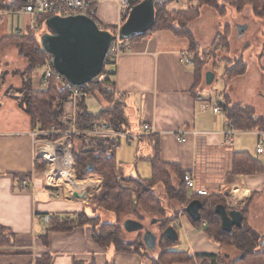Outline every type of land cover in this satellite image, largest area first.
Returning a JSON list of instances; mask_svg holds the SVG:
<instances>
[{
	"label": "crops",
	"instance_id": "1",
	"mask_svg": "<svg viewBox=\"0 0 264 264\" xmlns=\"http://www.w3.org/2000/svg\"><path fill=\"white\" fill-rule=\"evenodd\" d=\"M20 1L3 0L5 8L0 9V43L9 38H16L18 33L21 36L35 33L39 37L47 31L38 29L37 32H32V26L38 28L36 19L17 15L16 12L21 8L12 10ZM179 1L169 7L178 5ZM23 2L24 0L22 4ZM203 12L202 16L190 25V31L199 49L205 52L211 48L222 31L213 36L205 35L203 38L207 40L206 44L202 40L199 41L195 29L198 30L201 26L198 24L204 15ZM20 18L27 19L24 29L15 24L16 20L20 22ZM96 18L102 29L111 28L117 31L122 24L119 6L115 1L101 4L97 9ZM6 46L4 45L0 54L3 78H6V87L0 91V240H3L0 245V264H152L151 258L155 257L157 252L156 249L150 251L144 241L145 230L149 229L146 227L141 232L124 229L126 242H135L140 234L143 235L142 239L148 251V254L143 253V257L119 253L114 247H100L94 242L89 226L77 227L70 232L50 231L52 217L65 218L82 212L94 217L97 210L95 203L98 201L96 198L99 196L96 186L102 184V180L99 179V182L95 177L86 179L96 182L97 185L93 187V192L87 189L85 197L81 196L82 190H85L84 183L81 184L84 181L80 182L73 176L67 177L63 183L69 191L65 189L63 192L50 185L45 169L39 167L42 162L46 164L43 155L38 151L37 140L40 131L35 130L31 117L19 106L17 96L8 92L15 84L10 76L13 77L12 71L14 73L17 69H14V64L19 59V50L13 44L7 48ZM123 46L125 51L109 69L110 74L113 73L111 80L115 92L124 100L128 124L112 128H123L129 133L141 134L140 140L156 139L162 163L177 166L181 172L193 175L196 189L206 190L209 194L207 197H222L227 200V197L231 196L230 208L245 204L256 194L258 200L252 209V220L248 221V224L251 223V227L255 226L264 232V173L245 175L234 172L238 153L247 152L264 163V155H256V148L260 143H264V133L239 131L230 125L222 106L226 102L221 103L214 98V91L206 89L205 73L198 72L193 64H185L184 56L189 53L190 48L186 38L178 37L171 31H154L126 42ZM42 66L43 64L33 72L36 89L43 87L40 78ZM8 77L10 79L7 80ZM0 82L2 85L5 80ZM19 84L20 82L15 86L18 87ZM203 93H212L209 109H205L198 101ZM89 96L84 100L88 109ZM215 106L221 109L220 114L214 113ZM248 106L256 109L258 116H264L260 106ZM73 111V105L66 103L63 114L65 123ZM77 112L79 113V109ZM104 122L110 124L109 120ZM144 125L152 126L153 132L145 133L142 129ZM231 128L235 131L232 140L225 135ZM182 131L190 134L186 141L179 142L177 134ZM245 136L256 140L252 153L242 145V137ZM83 139L86 144L93 143V146H104L106 149L113 145L111 141L101 140L99 137ZM125 145L134 147V162L131 165L134 164L135 169L131 165L125 168V161L117 160V151ZM114 150L122 176L143 180L152 177L149 161L137 159L138 152L146 158L152 154V148L137 141L130 145L122 143ZM110 152L112 153L111 150ZM145 164L149 165V170L144 168L143 175L140 167ZM191 196L193 195L190 191ZM91 197H96L95 203H91L93 200L89 202ZM180 211V219L177 218L179 223L176 219L173 227L179 234L178 245L183 239L188 249L180 251L177 249L178 245H173L176 251L193 255H220L223 247L212 242L199 229L198 231L188 217L189 214L183 215V208ZM128 221L138 222L128 218L123 225Z\"/></svg>",
	"mask_w": 264,
	"mask_h": 264
},
{
	"label": "trees",
	"instance_id": "2",
	"mask_svg": "<svg viewBox=\"0 0 264 264\" xmlns=\"http://www.w3.org/2000/svg\"><path fill=\"white\" fill-rule=\"evenodd\" d=\"M22 1H20L16 8H12V10L20 9ZM141 1L137 0L133 2V6L139 4ZM176 1L179 0H166L156 4V23L154 28L146 34L154 31H171L178 37L186 38L190 46L197 50L199 46L190 31V25L202 16L205 6L217 9L218 2L216 0H200V6H195L192 5L193 1L188 0L191 4L188 9L170 11V4ZM226 1L238 13L250 7L255 16L261 17L264 15V0ZM1 8H5L3 0L0 4ZM47 19L48 17L36 18L39 31H48V28L45 26ZM93 19L101 26L96 17ZM104 30L110 31L112 34H114L113 31H116L111 28ZM146 34L136 36L128 41H124V43ZM13 40L16 41L14 45L19 50V55L27 62L26 71L23 74L22 88L18 92L21 96L19 98L17 96L19 106L31 117L36 131L50 132L52 127H56L60 132L67 131L71 125L64 122L63 114L69 93L61 89L54 80H51L47 87L36 89L32 77L33 72L44 63V59L47 57V54L41 47L40 38L35 33L28 36L9 38L0 43V54L5 42ZM222 41L227 43L225 31H222L217 36L211 47L220 46V43H223ZM199 51L200 49L196 53ZM189 54L190 56L192 55L191 53ZM228 62H233V64L229 65L232 67L225 69V76L228 79L232 80L241 77L247 72L248 65L243 55ZM192 63L195 65L194 61ZM112 76L113 73L109 74L105 80H96L87 85L90 90L89 98H95L101 104L104 102L106 106L98 114L94 115L89 111L85 101H80L78 104L79 113L77 114L75 124L77 131H86L91 128L93 122L97 121L104 122L109 120L111 128L118 127L121 124H128L127 117L125 116L124 100L115 92L114 84L111 80ZM225 102L227 104H223L224 106H222L227 120L234 129L264 133V116H258L254 108L245 107L241 104H231L230 101L227 102V99H225ZM58 138L59 136L53 135L49 137L50 140ZM71 139L74 145L73 158L78 178L85 179L94 176L102 180L99 191V207L103 213L112 216L115 221L109 222L101 216L91 219L86 213L82 212L67 216L70 217V220H65L66 218L62 217H52L50 231L70 232L77 227L89 226L88 222L101 219L99 231L96 230L95 226H90L92 238L96 244L102 248L114 247L119 253L136 254L143 257V253L148 254V251L141 235L132 243L126 242L123 237L124 222L122 223V219L127 215H134L137 217L139 223L144 225L146 229L149 228V231H152V226L155 225H151L153 221L161 225V230L159 231L161 232L160 239H158L155 250L156 252L157 250L159 251L160 256L155 254L156 256L151 258L152 264H178L181 263L180 257L196 260L197 264H223L219 255L203 253L192 256L189 252L173 250V244L163 236L167 228L173 227V221L176 220L175 214H180L179 210L183 208L184 215L188 216L187 207L191 202L198 200L199 197L194 195L190 197V190L184 181L185 173L181 172L177 166L161 162L156 139L149 138L151 139L149 141H145V139L139 140L140 144L143 143L153 150L152 154L146 158H143L142 156L144 155L138 152L139 156L137 159L139 161L148 160L151 164L152 177L147 180L132 177L126 178L120 174L119 164L116 161V151L113 145L106 149L104 146L98 147L93 146L91 143L86 144L82 136L75 135ZM78 141L81 143L80 147L76 144ZM39 167L45 169L46 164L42 162ZM234 172L245 175L264 173V163L247 152L238 153L234 162ZM96 185L97 183L93 181H86L84 183L85 188L88 186L93 188ZM130 185H134L136 190ZM159 186L163 187V192ZM201 198L198 200L203 204V208L200 211L201 219L194 221L190 216L188 217L194 222L197 229L211 236L210 239L213 242L222 247L228 245L240 254L239 259L230 264H264V248L261 247L263 236L260 237V235L245 225L246 212L241 211L243 214V228H234L232 233H228L222 229L221 217L215 211L216 207L226 205L220 201L219 197ZM227 210L229 209L227 208ZM144 215H157L159 218L153 219L150 225H147L144 221ZM75 216L80 217L82 222L78 224L73 220L72 218ZM2 243L3 240H0V245ZM167 257L170 258L166 260L165 258Z\"/></svg>",
	"mask_w": 264,
	"mask_h": 264
},
{
	"label": "rangeland",
	"instance_id": "3",
	"mask_svg": "<svg viewBox=\"0 0 264 264\" xmlns=\"http://www.w3.org/2000/svg\"><path fill=\"white\" fill-rule=\"evenodd\" d=\"M131 1L133 3V2H136L137 0H131ZM191 1H193L192 5L200 6V0H191ZM216 1L218 2V8L217 9L211 8V7H206V6L203 9L204 15L201 19V22L198 24V26L200 24H201V26L198 30L195 29V33H196L197 39L199 41H201V40L204 41V43L206 44L207 40H205L203 38L205 35L208 36L209 34H211L213 36L218 32L225 31V37L227 38V43L225 41H222L223 43H220V46H218V47L217 46L213 47V48L211 47L209 50H207V52L206 51L202 52L200 50L197 53H196V51H198L199 49L196 50V48H192L190 46L188 52L192 54L191 55L192 57L190 56L189 53L185 54V55L187 58L193 59V61L195 63L194 67L196 66L198 71L205 73V81H206V76L208 73L214 74L215 78H214L213 83L210 86H208L206 83V87H207L206 89L214 91L213 92L214 98L218 99L221 103H224L225 99H227V102L230 101L231 104H241L242 106H245V107L246 106L250 107L248 105H256L257 107L260 106L259 109L264 111V60H263V55H264V15L261 17L255 16L253 10L250 7L244 9L243 12L238 13L236 9L229 6V4L226 0H216ZM190 5L191 4L189 3L188 0H180L178 5L174 4L173 6L169 7V10L170 11H178V10L180 11V10H184L185 8L189 7ZM218 9H219V11H217ZM214 14H216V16H218V17H216ZM126 19L127 18H122V20H121L122 24L120 25V27L123 25V23ZM26 20H27L26 18H20V22H19V20H16L15 24L18 25L21 29H24ZM115 25H117V24L115 23ZM115 25H114V27H115ZM244 25L248 26V31L246 33H244L242 35V37H239L238 32H237V26H244ZM120 27H118V29ZM113 32H114V35H116L118 30L113 31ZM15 42L16 41H6L5 42V45H7L6 48L11 46V44H13V46H14ZM227 44H228V46H227ZM6 48H5V50H6ZM193 52H194V54H193ZM241 55H243L244 60L248 65L247 72L245 73V75H243L241 77H237V78L232 79V80L228 79V77L225 76V69L227 67H232L229 65L233 64V62H228V61L229 60L233 61V60H235V58L240 57ZM26 63L27 62L19 55L18 61L14 64V69H16V68L17 69L15 70L14 73L12 71V74L14 76L13 77L10 76V78H12V80L15 81V84H18V82H20V84L18 87H16L14 84L13 86H11L10 89H8V92L15 94L16 96H18V98L21 96V95H19L18 92L22 88V80H23V74L26 71ZM1 64L2 63L0 62V80H2L3 82L5 80V82L2 85H0V91L4 87H6V84H5L6 78H3L4 74L2 71L3 67L1 66ZM33 76H34V73L32 74V77ZM10 78L8 77L7 80ZM36 79H38V78L36 77ZM0 84H1V82H0ZM38 85L36 84V86H38ZM13 87H14V89H13ZM87 103H88L90 111L94 114H98L106 106V103L103 102L101 104L95 98H89L87 100ZM67 107H69V106H67ZM68 112H70V111L68 110ZM255 112L258 115L256 109H255ZM69 138L70 137L67 136L65 139L69 140ZM99 138L101 140H103L101 137H99ZM41 141H43V139L40 140V137H38V140H37L38 143L37 144H38V151L39 152H41L39 149V147L41 146ZM91 141H93V140H88V142H91ZM242 141H243L242 145L246 146L249 149L248 151L250 153H252L255 149V146H256V140L250 136H245V137H242ZM57 142H60V140H57L54 143L57 144ZM76 144L78 147H80L81 143L78 141V143H76ZM72 146H73V150H74L73 142H72ZM134 152H135V150H134L133 146L127 147V145H125L119 151H117V160L118 161H125L124 167L126 168L134 162ZM49 162H50V160H49ZM53 164L54 163L50 162V165L53 166V167H51V169L53 170V174L57 175L60 173V170H59V168H57V166L55 164L54 165ZM145 165H141V167H140L141 173L143 175H144V173L142 170L144 168H147V170H149L147 167L149 165L148 164H145ZM131 166L133 169H135L134 164ZM49 170H50V167L47 166L45 168V173H48ZM49 174H50V172H49ZM75 175H76V179L78 181H80V182H81V180L84 181V182H81V184L85 183L89 179V178L82 179L81 177L78 178L77 172H76V165H75ZM147 175H150V174H147ZM93 177L94 176H92L90 178H93ZM97 180L100 182L99 178ZM55 181L59 182V180H57V179L54 180V182ZM55 185H57V184H55ZM62 185H60L59 190H62L63 192H65V189H67L69 191L68 188H65V186H67V185H65L63 183H62ZM130 186H132V188H134L136 190V187L134 185H130ZM100 187H101V184L99 186H96L98 191H100ZM159 188L163 192V187L159 186ZM70 189H72V188H70ZM87 189L89 191H92V192L94 191L93 188L88 186L85 188V190H82L83 195H81V194L80 195L85 197ZM98 194H99V192H98ZM91 198L89 200V202H91L93 200L91 203H93V202L95 203L96 200H98V201L95 203V210L97 209L95 216L90 217V218L95 219L96 216L97 217L101 216L102 218H104L107 221L109 219H110V221H111V219H113L112 222H114L115 221L114 218L110 215L103 213L102 209L99 207V196H98V199L96 197H94L92 199ZM95 198H96V200H94ZM219 198L221 199L220 201L222 203H224L226 205L225 207H227L229 210L240 209V211H245L246 212L245 213V225L247 227L251 228L254 232H256V234L260 235V237L264 235V232L260 231L259 228H256L255 226L253 228L250 225L251 223L248 224V221L252 220V214H253L252 209L255 207V204L258 200L256 198V194L252 195L245 204L241 203V204H239V206L234 207L233 209H231L229 207V202L232 198L231 196L227 197V200L223 199L222 197H219ZM97 211H98V213H97ZM179 212H181V211L179 210ZM175 215H176V217H175L176 219L177 218L180 219L179 213L175 214ZM183 215H184V212H183ZM144 216H145L144 221L147 225H150V223L152 222L153 219L159 218L157 215H155V216L154 215H152V216L151 215H147V216L144 215ZM65 218H66L65 220H70V217H65ZM128 218L138 220L137 217L134 215H127L122 219V223ZM72 219L75 220L78 224L82 222L81 218L78 216H75ZM178 219H177V221L179 223ZM105 220H103V222H105ZM101 222H102L101 219L100 220L96 219V221L88 222V225H89V227L95 226L96 230L99 231ZM173 222H175V221H173ZM85 223H87V222H85ZM178 225H180V224H178ZM152 227H151L152 231L158 237V239H160V234H161V232H159L161 230L160 223H156ZM213 230H215V229H213ZM200 231L205 233L202 230H200ZM140 235L143 238V235L142 234H140ZM205 235L209 239L211 238V236H208L207 234H205ZM123 237L125 238V231H123ZM173 248H174L173 250L178 249L180 251L188 249L186 241L183 239L180 242V244L177 246V249H175V247H173ZM157 255L160 256V253L158 250H157ZM191 255L193 256V254H191ZM219 256L221 258V263L230 264V263L238 260L240 257V254L236 250H234L232 247H230L228 245H224L223 251ZM168 258H170V257H167L165 259L167 260ZM180 260H181V263H178V264H197L196 260H190L187 257H180Z\"/></svg>",
	"mask_w": 264,
	"mask_h": 264
},
{
	"label": "water",
	"instance_id": "4",
	"mask_svg": "<svg viewBox=\"0 0 264 264\" xmlns=\"http://www.w3.org/2000/svg\"><path fill=\"white\" fill-rule=\"evenodd\" d=\"M166 0H142L134 5L116 35L101 29L97 22L86 16H71L67 18L50 17L45 26L49 31L40 37L43 51L52 57L56 72L76 87L86 86L96 81L103 73L106 59L112 44L128 41L136 36L150 32L156 23V4ZM247 30V25L238 26V36ZM264 60V59H263ZM214 74L208 73L206 83L210 86ZM91 167V166H90ZM203 204L195 200L189 204L186 211L194 221L201 219L200 211ZM216 213L221 217L222 229L232 233L234 228H243V214L239 210H227L223 205L216 207ZM153 221L151 225L156 224ZM127 231H143L144 225L128 221L123 225ZM163 236L173 245L179 243L176 228H167ZM144 241L150 251L156 249L157 237L145 230ZM261 247L264 248V237Z\"/></svg>",
	"mask_w": 264,
	"mask_h": 264
},
{
	"label": "built area",
	"instance_id": "5",
	"mask_svg": "<svg viewBox=\"0 0 264 264\" xmlns=\"http://www.w3.org/2000/svg\"><path fill=\"white\" fill-rule=\"evenodd\" d=\"M115 1L119 6V13L122 18H127L132 7L133 3L131 0H24L21 10L17 11V15H24L29 16L33 19L41 18V17H60V18H67L71 16H86L90 18L96 17L98 7L105 3ZM102 29V27H100ZM38 28L36 26L31 27L32 32H37ZM18 36H21L18 33ZM124 42L122 41H115L112 44V47L109 51V54L106 59V65L102 75L97 79L99 81L105 80L108 78L110 74V67H113L118 60L119 56L125 51L124 46H122ZM184 62L187 65L193 64L192 59L187 58L186 55L184 56ZM42 71L40 78L42 81V86L47 87L48 83L54 80L58 86L66 90L69 93L66 103L73 105L74 111L73 113L67 118V123L70 124V128L65 132H60L56 129V127H52L50 132H39V137L41 141V146L39 147L40 153L43 155V159L46 162L47 166L50 167V174L47 173V180H49L50 185L54 188L59 189L60 185L58 182H54V180H61L62 176V169L60 168V156L62 154V147H68V157L69 163L71 168V174L76 179L75 175V162L73 158V146H72V136H82L85 137H101L103 140L111 141L113 143V148H118L122 143L133 144L137 141L139 142L141 134H132L129 133L125 129H113L111 128L108 122L100 123V122H93L91 128L86 131H77L75 124H76V117L78 114V104L80 101L85 100L88 98L90 94L89 88L86 86L76 87L70 84L64 77L59 75L53 66L52 57L47 54V57L43 63V66L40 68ZM212 93H203L199 98L198 101L201 102L205 109H209L211 107V95ZM214 113L220 114L221 109L219 106L214 107ZM145 133H152L153 128L150 125H144L142 127ZM190 134V132L182 131L178 132L177 140L179 142L186 141V137ZM235 131L231 128L228 132L225 133L226 137L230 140L233 139ZM59 136L57 140L60 142H56L55 140H50L49 137ZM69 136V140L65 139ZM64 138V139H63ZM67 140V146H61L59 143L62 141ZM38 145V144H37ZM54 146V147H53ZM47 148L48 151H47ZM256 155L262 156L264 155V143H260L256 148ZM49 160L54 163L57 168H59L60 173L57 175L53 174V170L51 169V165ZM53 160V161H52ZM55 160V162H54ZM53 164V165H54ZM77 180V179H76ZM184 181L188 189L192 192V195H197L199 197H207L209 194L206 190H197L196 189V182L194 176L191 174H185ZM57 184V185H55ZM63 186V185H62ZM65 189V188H64ZM234 206V205H233ZM235 207V206H234ZM234 207H231L233 209ZM235 210V209H233Z\"/></svg>",
	"mask_w": 264,
	"mask_h": 264
},
{
	"label": "bare ground",
	"instance_id": "6",
	"mask_svg": "<svg viewBox=\"0 0 264 264\" xmlns=\"http://www.w3.org/2000/svg\"><path fill=\"white\" fill-rule=\"evenodd\" d=\"M67 140L62 141L59 143L61 146H67L68 145ZM49 148H47L48 151ZM68 147H62V154L60 156V168L62 169V176L61 180H59L58 184L64 183V180L67 177H71V168H70V163H69V157H68ZM53 161V160H52ZM51 162V161H50ZM55 162V161H54ZM53 167V166H52ZM56 182V181H55ZM66 188V187H65Z\"/></svg>",
	"mask_w": 264,
	"mask_h": 264
},
{
	"label": "flooded vegetation",
	"instance_id": "7",
	"mask_svg": "<svg viewBox=\"0 0 264 264\" xmlns=\"http://www.w3.org/2000/svg\"><path fill=\"white\" fill-rule=\"evenodd\" d=\"M247 30H248V26H247Z\"/></svg>",
	"mask_w": 264,
	"mask_h": 264
}]
</instances>
